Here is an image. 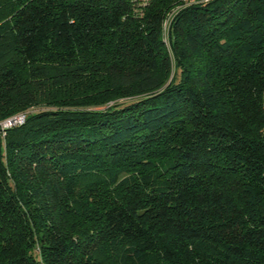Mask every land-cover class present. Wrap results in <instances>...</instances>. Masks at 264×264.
Instances as JSON below:
<instances>
[{"label": "trees", "instance_id": "trees-1", "mask_svg": "<svg viewBox=\"0 0 264 264\" xmlns=\"http://www.w3.org/2000/svg\"><path fill=\"white\" fill-rule=\"evenodd\" d=\"M21 114L0 264H264V0H0Z\"/></svg>", "mask_w": 264, "mask_h": 264}, {"label": "built area", "instance_id": "built-area-1", "mask_svg": "<svg viewBox=\"0 0 264 264\" xmlns=\"http://www.w3.org/2000/svg\"><path fill=\"white\" fill-rule=\"evenodd\" d=\"M137 1H140L142 4H145L147 2H150L152 0H137ZM184 5H193V4H198V3H201V2H206L208 0H182ZM170 18H171V15H169L164 24H163V31H164V27H165V24L167 23V21L170 22ZM24 120H25V115L24 114H21V115H18V116H15V117H12L6 121H4V123L2 124V126L4 128H9L11 126H14V125H21L24 123Z\"/></svg>", "mask_w": 264, "mask_h": 264}, {"label": "rangeland", "instance_id": "rangeland-1", "mask_svg": "<svg viewBox=\"0 0 264 264\" xmlns=\"http://www.w3.org/2000/svg\"><path fill=\"white\" fill-rule=\"evenodd\" d=\"M169 24H170L169 21H167V23L165 24V27H164L165 28L164 29V38H165V40L168 39ZM128 101H130V100H128ZM37 109L38 108H36V107L34 108L33 107V108L29 109L27 112H34V111H37ZM3 123H4V121H1L0 125H2Z\"/></svg>", "mask_w": 264, "mask_h": 264}]
</instances>
